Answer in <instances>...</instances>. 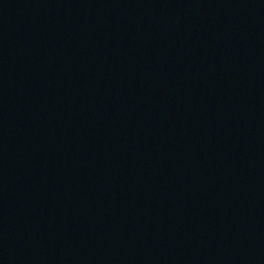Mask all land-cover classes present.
Wrapping results in <instances>:
<instances>
[{
  "label": "water",
  "instance_id": "95a60500",
  "mask_svg": "<svg viewBox=\"0 0 264 264\" xmlns=\"http://www.w3.org/2000/svg\"><path fill=\"white\" fill-rule=\"evenodd\" d=\"M0 264H264V0H0Z\"/></svg>",
  "mask_w": 264,
  "mask_h": 264
}]
</instances>
